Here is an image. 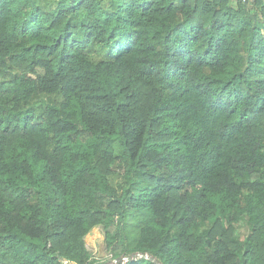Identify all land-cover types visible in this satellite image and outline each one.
<instances>
[{"label": "trees", "instance_id": "obj_1", "mask_svg": "<svg viewBox=\"0 0 264 264\" xmlns=\"http://www.w3.org/2000/svg\"><path fill=\"white\" fill-rule=\"evenodd\" d=\"M97 226L264 264V0H0V264H94Z\"/></svg>", "mask_w": 264, "mask_h": 264}, {"label": "rangeland", "instance_id": "obj_2", "mask_svg": "<svg viewBox=\"0 0 264 264\" xmlns=\"http://www.w3.org/2000/svg\"><path fill=\"white\" fill-rule=\"evenodd\" d=\"M86 247L91 253L94 264H124L126 262L125 257L121 258L122 263L116 262L112 258L111 252L106 247L101 226L95 227L87 236Z\"/></svg>", "mask_w": 264, "mask_h": 264}, {"label": "water", "instance_id": "obj_3", "mask_svg": "<svg viewBox=\"0 0 264 264\" xmlns=\"http://www.w3.org/2000/svg\"><path fill=\"white\" fill-rule=\"evenodd\" d=\"M139 257L146 258V259L152 261L153 263L157 264V261H156L154 258L150 257L149 255H146V254H140V253H134V254H131V255L125 257V260H126V261H130L131 259H137V258H139ZM121 258H122V257H120V258H116L115 261H116V262H119V263H122V262H121ZM123 259H124V258H123Z\"/></svg>", "mask_w": 264, "mask_h": 264}, {"label": "built area", "instance_id": "obj_4", "mask_svg": "<svg viewBox=\"0 0 264 264\" xmlns=\"http://www.w3.org/2000/svg\"><path fill=\"white\" fill-rule=\"evenodd\" d=\"M60 261H61V264H74V263H72V262H70V261H68L66 259H62Z\"/></svg>", "mask_w": 264, "mask_h": 264}]
</instances>
